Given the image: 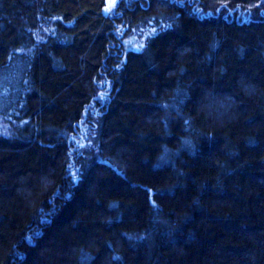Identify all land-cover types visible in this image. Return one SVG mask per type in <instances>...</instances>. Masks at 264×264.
<instances>
[{"label": "trees", "instance_id": "trees-1", "mask_svg": "<svg viewBox=\"0 0 264 264\" xmlns=\"http://www.w3.org/2000/svg\"><path fill=\"white\" fill-rule=\"evenodd\" d=\"M105 1L0 0V264H264L263 0Z\"/></svg>", "mask_w": 264, "mask_h": 264}, {"label": "rangeland", "instance_id": "rangeland-1", "mask_svg": "<svg viewBox=\"0 0 264 264\" xmlns=\"http://www.w3.org/2000/svg\"><path fill=\"white\" fill-rule=\"evenodd\" d=\"M105 7L104 12L106 14H112L115 6L118 2V0H106L105 1ZM264 3L263 1H260L255 7L250 6L246 7L247 11H244L241 9V18H248L252 14H257L259 10H261V5ZM198 9V10H197ZM196 10L198 13L204 14V15H225L227 17H231V12L233 8L229 7L228 5L221 4L217 6H213L211 8L201 7L198 6ZM240 10V9H238ZM258 15V14H257ZM171 18L167 13H161L157 15L154 18H147L144 22L129 24H121L118 25L117 28V34L120 38V43L122 45L123 51L129 50V49H136L141 48L144 46V43L146 42L147 38L151 36L152 34L156 33L158 30H161L165 27H167L170 24ZM47 26L46 24H43L39 31L47 32ZM37 33V32H36ZM38 35V34H37ZM106 86V87H105ZM105 86L100 85L99 88V97L103 99V96L106 94L107 87H109L108 84ZM93 105V104H92ZM92 118L95 120L96 113L93 111V108L90 112ZM10 122L8 120H5L0 117V133H7L10 131ZM94 125H86L82 124L80 127V130L75 133L71 137V141L73 143V149L71 151V158L78 155V153H81V156H84V158H96L98 156V147L96 142V132L93 128Z\"/></svg>", "mask_w": 264, "mask_h": 264}]
</instances>
